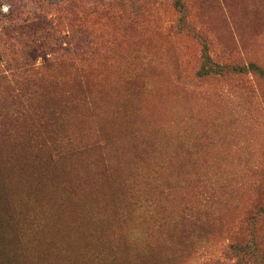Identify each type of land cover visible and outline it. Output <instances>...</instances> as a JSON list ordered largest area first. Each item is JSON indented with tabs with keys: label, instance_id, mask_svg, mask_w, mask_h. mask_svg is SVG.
<instances>
[{
	"label": "rangeland",
	"instance_id": "374dc122",
	"mask_svg": "<svg viewBox=\"0 0 264 264\" xmlns=\"http://www.w3.org/2000/svg\"><path fill=\"white\" fill-rule=\"evenodd\" d=\"M250 63L264 0H0V264H264Z\"/></svg>",
	"mask_w": 264,
	"mask_h": 264
},
{
	"label": "trees",
	"instance_id": "16d2710c",
	"mask_svg": "<svg viewBox=\"0 0 264 264\" xmlns=\"http://www.w3.org/2000/svg\"><path fill=\"white\" fill-rule=\"evenodd\" d=\"M176 3L181 5V0H176ZM234 71L238 72H255L259 73L261 76L264 77V69L260 67L258 64L255 63H250L247 66H234L233 68ZM210 72L214 73H222L223 72V67L222 66H216L213 68V66H209L204 74H208ZM36 147L39 149L42 147V143L36 144ZM126 242V239L123 236H120L119 239L113 243V240L111 239V243L109 246L106 247L105 252L100 251L95 255V258L98 260V264H126L122 263L119 253L121 252V246L124 245V242ZM204 264H225L220 260H212L210 259L208 262H205Z\"/></svg>",
	"mask_w": 264,
	"mask_h": 264
}]
</instances>
